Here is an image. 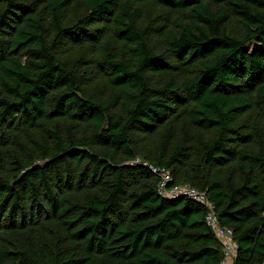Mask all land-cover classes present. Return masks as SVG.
<instances>
[{
    "label": "trees",
    "instance_id": "obj_1",
    "mask_svg": "<svg viewBox=\"0 0 264 264\" xmlns=\"http://www.w3.org/2000/svg\"><path fill=\"white\" fill-rule=\"evenodd\" d=\"M135 158L262 262L264 0H0V264H220Z\"/></svg>",
    "mask_w": 264,
    "mask_h": 264
},
{
    "label": "built area",
    "instance_id": "obj_2",
    "mask_svg": "<svg viewBox=\"0 0 264 264\" xmlns=\"http://www.w3.org/2000/svg\"><path fill=\"white\" fill-rule=\"evenodd\" d=\"M133 164H140L147 168L158 179L157 192L165 199L187 198L204 205L206 208L205 221L222 245L223 260L220 264H229L236 256L238 245L233 239V232L226 226H221L213 204L208 200L205 192L200 191L188 183H174L173 178L164 167L154 166L140 158H135ZM260 264H264V258Z\"/></svg>",
    "mask_w": 264,
    "mask_h": 264
},
{
    "label": "rangeland",
    "instance_id": "obj_3",
    "mask_svg": "<svg viewBox=\"0 0 264 264\" xmlns=\"http://www.w3.org/2000/svg\"><path fill=\"white\" fill-rule=\"evenodd\" d=\"M256 46L257 45H255V44H249V45L246 46V50L248 52H252L256 48Z\"/></svg>",
    "mask_w": 264,
    "mask_h": 264
},
{
    "label": "crops",
    "instance_id": "obj_4",
    "mask_svg": "<svg viewBox=\"0 0 264 264\" xmlns=\"http://www.w3.org/2000/svg\"><path fill=\"white\" fill-rule=\"evenodd\" d=\"M229 264H233V261H230Z\"/></svg>",
    "mask_w": 264,
    "mask_h": 264
}]
</instances>
